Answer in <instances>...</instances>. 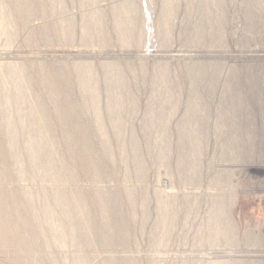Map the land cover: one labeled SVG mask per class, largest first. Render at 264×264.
I'll use <instances>...</instances> for the list:
<instances>
[{
  "label": "rangeland",
  "instance_id": "obj_1",
  "mask_svg": "<svg viewBox=\"0 0 264 264\" xmlns=\"http://www.w3.org/2000/svg\"><path fill=\"white\" fill-rule=\"evenodd\" d=\"M114 1L117 0H98L97 3L91 0H61L60 3L56 0L54 9L49 6L50 3L48 1H46V8L38 7V3L35 1L31 10L18 16V35L13 36V24L7 25L6 29L4 28L0 34V40L3 37V41H1L4 42L0 41V62L27 65L29 66L28 69H30L29 72L33 73V75H36L37 69L41 65H44L46 69L59 67L60 74L54 80L61 82L68 91L72 92L70 95H72L75 102L80 100L77 103L80 110V120L84 125L87 124V128H92H89L91 131L93 130L92 142H96L98 149L100 148V142H102L100 138L102 137L95 130L96 123L93 106L91 103L87 106L89 103L85 104L82 94H80L81 97L79 95L80 89L78 90L77 87H74L76 79L79 76H86L87 72H76L73 67L76 64H80V62L92 64L95 79L93 78L90 81L99 84L103 104L107 102L105 100H108V84L111 80L115 82L125 80L127 85L122 90V94L136 102L134 111L126 103L120 109L122 121L119 128L112 121L113 124L110 122L111 115L108 109L104 107L102 112L106 120L105 130L109 140L114 145H112V149L115 151L113 152L112 150L115 153L114 156L119 158L123 150L131 149V145L135 140L140 143L138 152L144 159V163H147L146 174L142 176L145 181L140 175L139 181H137L138 174L134 166V155L133 153H128L127 157H129V160L127 161L130 162L126 164L118 163L116 164L118 166L115 165L116 167L111 166L114 170L107 163H104L107 169L112 170L109 171L110 174L107 177L101 180L104 183L100 181L99 183L93 182V179L82 172V174L78 175L79 178L81 176V180L77 177L73 183V181L69 180L68 182L66 179L63 184L78 186L86 192H90V189H94L95 186L105 187L106 185L105 188L109 189L108 191L113 194L119 191L120 198L116 204L117 206L125 204V198L123 199V197L126 188L135 186L134 189H140L139 192L135 189L138 193H136V196L139 197L138 200L147 198L149 205L147 204L145 208L147 210H145L143 206L140 208L143 205L142 203L137 204L135 213L140 218L135 224L132 223L133 225L129 226L128 233H130V238L126 245L104 247V250L103 247H90L92 251L89 248L85 249L81 256H87L94 264H100L104 259L111 256L116 258L128 257L127 259L131 260L130 264H198L199 261H201L199 264H206L210 260L218 261L219 259L245 262V264H264V0H211L208 9L212 12L217 22L203 21L204 25L201 29L204 30L199 33L196 39L194 37L197 34V27L206 15L200 3L201 0H173L175 7L170 16V33L168 36L165 34L167 25L164 23L163 18V5L166 0H134L132 8L134 22L131 28L135 36L129 46L124 45L120 37L117 36L118 33L115 27L116 16L111 9V4ZM11 5H5L4 1L0 0V7L4 6L7 14H9V8L14 6V4ZM99 7L103 10L98 11ZM97 13H102L101 26H99L100 32H97L96 28H91L90 33L94 39L92 38L89 42H85L83 40V24H85L86 19L98 16ZM221 17L224 21L220 25L218 22ZM70 19L74 23L72 35H60L61 37L57 35L52 42L46 40L43 32V23L49 22L48 25L51 28L57 29L61 27L62 20ZM139 34L143 36L139 37ZM41 39L42 41H40ZM43 40L46 44L42 43ZM162 62L164 63L163 65H167L169 68V76H171L165 79L154 78L158 67L162 66ZM104 63H117L124 70L120 76H112L111 80H109V75L102 66ZM215 64L220 67L217 71L216 85L212 88L208 86V78L205 79L201 75L195 78L191 76L196 66H209L208 69L212 72L211 66ZM235 73L238 75L239 87L244 94L249 95L246 96L244 106L239 111L232 112L226 105L227 102L223 100V95L228 94L225 91L226 80L229 77L232 78ZM7 75H2L0 81L5 79ZM193 78L195 80H192ZM61 79L64 81L62 82ZM250 85H252L251 89L249 88ZM38 86H34V95L45 97L43 100L47 105H51L48 95L44 96L47 90L41 85V88ZM167 86L171 87L170 91H175L174 94L178 92L174 95L176 97L172 98L175 101L171 102L166 99L168 95L166 94ZM74 90L76 97L75 95L73 97ZM197 93L199 95H196ZM34 95H27L26 99H32ZM190 101H196L198 106L206 107L205 112H201L203 116H199L196 122L192 124L199 129L194 136L196 139H190V144L196 141L202 143V148L196 152L200 162L197 175L192 174L191 171L189 174L187 165H179L182 152L181 149H178L180 148L178 143L183 131H186L185 129L182 130L181 125L186 117L188 118L190 115V108L188 107ZM174 104L177 105V109L173 111ZM16 106L14 108L15 111H12V113L15 112L14 114L21 112L19 104ZM2 109L1 107L2 113H5ZM16 110H18L17 113ZM28 112L29 109H26L25 113L28 114ZM51 112L52 120L55 123V125L53 123V130L56 126L53 133H55L54 136L57 135L53 141L58 144V141L60 142L59 138H61L65 130L62 127H65V125L62 124L61 127V124H59L61 122L58 121L57 113L54 109H51ZM107 113H109L110 117ZM152 113L155 114V123L147 126L145 122ZM220 116L227 117L230 121L237 117L236 125L233 126L230 121H227L225 129L219 131L215 122ZM165 117L169 118L167 125L161 123ZM118 130L119 133H117ZM192 130V127H190V132ZM3 133L4 131L0 130V137ZM29 133L27 127L21 129V145L25 142ZM132 133L136 135L134 141L131 137ZM166 134L168 139L164 140ZM235 135L240 136V141L243 144V155L241 159H238L239 161L225 156L226 152H224L233 141ZM160 140L163 142L161 143ZM120 145H122V148ZM157 145H160L158 146L159 150ZM60 146L58 145V149L62 148L64 150ZM162 148H164L163 151L165 152L169 150L168 153L170 155V160L168 158L165 161L166 163L163 162V164L155 156ZM55 149L56 151L58 150L57 146ZM62 149L59 152H62ZM118 152L121 153L119 154ZM158 164L161 165L159 166ZM222 170L223 173L226 170L224 174H222ZM229 170L233 171L232 175L234 177L231 176V180H226L227 183H225L226 178H224V175ZM116 171L118 174L115 173ZM126 173L132 175V177L131 175L129 176L130 180L128 177V180L126 179ZM221 176H223V180H221ZM159 177L163 178L159 179ZM29 180L30 178L25 179L24 182L23 180L21 182L13 180L8 181V183L10 187L12 185L11 189L15 188L14 190L16 191L22 185L27 184L26 186L32 188L36 185L33 188V193L35 194V205H38L40 209L44 204L45 197L38 192V188L45 187L48 190L49 187L50 189L52 188L53 183L44 175H39L36 179ZM123 180L124 182H122ZM237 180L242 183H238ZM31 181L35 183H31ZM113 181L115 182L113 183ZM110 182L113 185L109 184ZM17 184L19 185L18 188ZM218 184L220 186L223 185L220 188ZM239 184L240 186L237 187ZM155 186L166 192L169 191V194L163 196L162 199L167 202L170 208L177 211V219L174 224H171L172 227L170 225L165 227L161 221L162 215L157 208V200L155 199L157 197L154 194L155 189H157ZM113 188L114 190H112ZM49 190L47 192L50 193L51 191ZM237 196L238 198H236ZM232 197L236 202L228 215L232 218L235 217L233 220L236 222L237 227V242L233 245L222 240L216 247L214 244L211 245L209 240V235L212 232L209 218L213 213L212 209H214L215 199H231ZM7 201L6 206H11L14 202L12 199ZM0 211L2 210L0 209ZM5 219L8 226L17 224L14 223L15 218L12 215H10L9 221L7 218ZM252 231L254 233H251ZM255 234L259 236L253 238ZM55 245H51L48 248L51 252L49 253L48 251L45 257H53L56 254L60 259V264H72L75 255L77 256L75 247L71 243L68 246ZM121 248L125 249L122 250ZM33 254V256H37L36 252ZM49 254L51 255L49 256ZM28 255L21 253L17 247H14L10 252L5 250L1 253L0 260L2 259V261L0 264H14L16 263L15 259H21L22 263L20 264H27L33 257L32 254L30 257ZM96 257H98L97 260Z\"/></svg>",
  "mask_w": 264,
  "mask_h": 264
},
{
  "label": "bare ground",
  "instance_id": "obj_2",
  "mask_svg": "<svg viewBox=\"0 0 264 264\" xmlns=\"http://www.w3.org/2000/svg\"><path fill=\"white\" fill-rule=\"evenodd\" d=\"M3 1L5 5L14 4V6L11 5L12 7L9 8V14L5 12L4 6L0 7V34L3 32L4 28L7 25L13 24L14 25V29H13L14 37L16 34L18 35L19 33V32L17 33V31H19L18 26H17L18 24L17 18H19L18 16L21 15L23 12H27L31 10L33 7V3L35 1H37L38 7H44V8H46L47 6L46 1H48L50 3L49 6L52 9L55 8L54 5L56 3V0H3ZM91 1L95 3L98 2V0H91ZM210 1L211 0H201L200 1L201 5L204 8V12H206V15H205L204 20H202V22L197 27V34L194 37L195 39L199 36V33H202V31L204 30V29L203 30L201 29V27L204 25L203 21L212 22V23L217 22L212 12H210L208 9V5H210L209 4ZM58 2L61 3V0H58ZM133 4H134V0H117L111 4V9L113 10V13H115V16H116L115 27L118 33L117 36L120 37L124 45H128V46L132 44L134 36H135L131 28V25L134 22L133 20L134 17L132 14ZM101 7H99L98 11L103 10ZM174 7H175V2L173 0H166L163 5V12H164L163 18H164V23L167 25L165 34L167 36L170 33V29H169V24L171 23L170 16H171V12L174 9ZM101 14H98V16H95L91 19L85 20V24H83L84 25L83 40L85 42H89L92 38L94 39L93 35L90 33L91 28H96L97 32H100L99 26H101V16H102ZM221 19L218 22L220 25L224 21L222 17ZM62 21L63 22L61 23V27L57 29L51 28L50 25H48L49 22L43 23V32L48 42H52L54 37L57 35L60 36V35H72L73 34V26H74L73 21L71 19L62 20ZM101 32H103V30H101ZM142 36H143L142 34L141 35L139 34V37H142ZM44 40L42 43H44ZM5 41H6V38H5ZM40 41H42V39ZM9 44L8 46L10 47ZM163 64L164 63L162 62V66L160 65V67H158L157 73L154 75V78L158 77V78L165 79L171 76V75L169 76V71H168L169 68L167 67V65H163ZM102 66L106 70L105 72L109 75V80H111L112 76H120V74L124 70L123 67L117 63H107V64L104 63V65ZM211 67H212V70H211L212 72L209 71L210 70L208 69L209 66H206V65L198 66V67L196 66L193 69L191 76L195 78L196 76L198 77V75H201L205 79L208 78L209 79L208 86L212 88L214 85H216V79L218 77L217 71L220 66L218 64H215ZM28 68L29 66L24 65V64L23 65L13 64V63L11 64L10 62L6 64V63L0 62V77L2 75L8 74L5 79L0 81V109L2 107L3 108L2 110L5 112V113H2V111L0 110V130L4 131V133L0 137V209L2 210L0 211V255L5 250L10 252L11 249H13L14 247L15 248L17 247L21 253L29 254L28 255L29 257L31 254L33 256L34 255L33 253L36 252L37 256H33V257L31 256L32 259H30L28 261L29 263L27 264H60L61 263L60 259L56 254L53 257L50 256L51 254H49L50 256L49 258L45 257L46 253L49 251L48 248H50L51 245H55V244H62L63 246H68L71 243L75 247V251L77 252V256L75 255V258L73 259L74 262L72 264H94V262L90 260L87 256H85L86 258L82 257L81 253L83 251L85 252V249L89 248L90 250L91 249L90 247H94V248L103 247V250H104V247H109V246L114 247L116 245L122 246L124 244L126 245V242L130 238V233H128L129 226L132 223L135 224V222L138 221V218H140L138 217L137 213H135L137 204L142 203L143 205L140 204L141 205L140 208H142L143 206V208L145 209L149 202L147 201V198L141 199L142 202H140L141 201L140 199H139L140 201L138 200L139 197L136 196V193L137 191L139 192L140 189L137 190L135 188L137 190L136 191L134 189L135 186L131 188L130 186L126 185L130 188H126V192L124 193L123 199L125 198L124 199L125 204H122V206L121 204L117 206L116 204L120 198V193L119 191L116 192L117 191L116 188H115L116 194L109 192L108 191L109 189L105 188L106 187L105 184H107L108 181L105 182L104 184L105 187L95 186L94 189H90L91 188L90 186L89 188L90 192L88 191L89 193L86 192L84 189L79 188L78 186L77 187L68 186L69 184H65L67 185L65 186L63 183L66 179L68 180V182L70 180V181H73L74 183V180H76L78 175L82 174V172H84L91 179H93V182L94 181L98 183L99 181L102 182L101 180H103L105 177H107L110 174L109 171L111 169L114 170V168H111V166H115L118 163L126 164L130 162V161H127L129 160V157H127L128 153H133L134 155V166L136 168V173L138 174L137 181H139L138 180L139 175L142 177L144 174H146L145 170H146L147 163L146 164L144 163L145 162L143 161L144 159H142L141 154L138 152L139 150L138 145L140 143H138L137 140L134 141V139H136L135 138L136 135L134 133L131 134V137L133 138L134 142L131 145V149H129L130 151L129 150L122 151L121 150L122 145H120L121 148H119V146L118 148L122 151V154L120 155L119 158L117 156H114L115 153L113 152L115 151L114 149H112L113 143L109 140L108 134L105 130L106 120L104 119V115L102 112L104 107L108 109L111 115L110 117L108 115L109 113H107V115L111 119L110 122L112 121L114 125L117 128H119L121 121H122L120 109L126 103V104H129L131 108L133 109L132 111H134L136 102L133 99L125 97L122 94L123 93L122 90L125 89L127 85L125 83V80L121 82L120 81L115 82L111 80V82H109L108 84L109 97H108V100H105L107 102L103 104L101 100L99 84L97 82L93 83L90 81L93 78L95 79V72L92 69V64L80 62V64H76L75 67H73L76 72H79V73L87 72L86 76H79L76 79L74 87H77L78 90L80 89L79 95L82 94L83 102L85 104L89 103L87 104V106L90 105V103L93 106V109H94L93 112L95 115L94 120L96 123V127L95 126L94 127L96 128L95 130H97L98 133H100L101 137L103 138V139L100 138L102 142L99 141L101 144H100V148L98 149L97 148L98 145L96 144V142H92V136H93L92 131L93 130L92 131L90 130L92 128L90 127H89L90 129L87 128L86 127L87 124L84 125V123H82L80 120V110H79V106L77 105V103L80 100L78 102H75V100H73L72 98V95H70L72 94V92L68 91L61 82L54 80V78L60 74V71L58 69L59 67L57 68L49 67L48 69H46L44 65L43 66L41 65L37 69L36 75H33V73L29 72L30 69ZM64 71H61V72H64ZM237 76H238L237 73H235L232 78L229 77L226 80L225 82L226 90L225 91L228 94L223 95L224 96L223 100L227 102L226 105L229 107L230 111L232 112L239 111L242 108V106H244L243 104L246 103L245 102L246 96L249 95V94H244L243 90L239 87ZM194 78L192 80H195ZM17 80L19 81L17 82ZM37 85H39L38 87H40L41 85L44 89L47 90L44 96L48 95L49 97L48 99L51 100L50 101L51 105H47V103L43 100L45 99V97L43 98L40 95H37V96L34 95V92H33V90L35 91L34 86H37ZM249 88L251 89L252 85H250ZM170 90H171V87L167 86L166 94L168 95L166 96V99L172 102V101H175V99L172 100V98L178 92L174 94L175 91L172 92ZM74 92L75 90L73 91V97L75 95ZM27 95H34L35 97L33 96L34 98L32 97V99L31 98L26 99V97H28ZM196 95H199V94L197 93ZM17 104H19V108L21 112H18V114H14L15 112L12 113V111L14 110L15 107H17L16 106ZM23 105H26V106H23ZM173 106H174L173 108V111H174L177 109V105L174 104ZM188 107L190 108V111H189L190 115L188 116V118L186 117V119L184 120V123L181 125L182 130L185 129L186 131H183L182 135L180 136V141L178 143L180 147L178 149L179 150L181 149V152H182L180 155V159H179V165L180 166L187 165L189 174L191 171L192 174L195 175L200 166L199 157L196 156V152L200 151V149L202 148V143L196 141L190 144V139L191 140L196 139L194 138V136L199 131V129L196 128L192 124L196 122V119L199 116H203L201 112L206 110V107L198 106L196 101L195 102L190 101ZM26 109H29L28 114L25 113ZM51 109H54L56 111L58 121L61 122L59 123L61 124V127H62V124L65 125V127H62V128H65V130L64 131L62 130L64 133L61 136V138H59L60 142L57 139L58 144L53 141L54 137L56 138L57 135L54 136L55 133H53L56 126L53 130V126L55 125V123L51 117V114H52ZM17 111L18 110H16V113ZM168 121H169V118L165 117L161 123L163 125H167ZM227 121H230V119L227 117H221V116L219 117V119L216 120L215 125L219 131H223L225 129L228 123ZM236 121H237V117H235L234 120L230 121L232 123L231 125L235 126ZM145 123H147V126L149 124L153 125L155 123V114L153 113L150 114ZM26 127L27 129H29L30 133L27 136L25 142L21 145V142H20L21 141V136H20L21 129L26 128ZM190 127H192L193 129L191 132H190ZM117 133H119V130L117 131ZM43 139H45V141H43ZM165 139H168L167 134L164 140ZM162 142L163 141H161V143ZM94 143L96 144V146ZM58 145H61L64 148V150L62 148L58 149ZM56 146H57L58 152L55 149ZM158 146L160 145H157V149L159 150ZM190 147H191V150H190ZM242 147H243V144L240 141V136L235 135V137L233 138V141L229 144V146L224 151L226 152L225 156L235 161L238 159H241L243 155ZM60 149H62L63 151L61 150L62 152H59ZM169 149L171 150V148ZM161 150L157 152V155L155 156L158 157L161 164H163V162L167 161L170 155L168 153L169 150L167 152L163 151L164 148H162ZM104 163H107L111 169L110 170L107 169L104 166ZM225 171L226 170H224V173ZM232 172L229 170L226 173V175H224L225 176L224 178H226L224 181L225 183H227L226 180L228 181L231 180L230 177L233 176ZM115 173H117V171ZM166 173L168 174V172ZM224 173L222 170V174ZM39 175H44L48 177V179L53 183L52 188L50 189L49 187L50 190L48 189L49 191H51L50 193L47 192L48 190L45 187L38 188V192L40 194H43L45 197L44 204L40 209L38 205H35V194L33 193V188L36 185L32 188L30 186H26L27 184L26 185L21 184L22 186H20L19 190L16 191L14 190L15 188L13 189L15 191L14 192L11 189L12 185L10 187V184L8 183V181H13V180L15 181L18 180L20 182L23 180L24 182L25 179H28V178H30V180L36 179ZM130 175L131 174L126 173L125 175L126 179L128 177V179L130 180L129 178ZM221 177H222L221 180H223V176ZM161 178L159 177V179ZM86 179H89V178H86ZM190 181L192 182L191 179ZM114 182L115 181H113V183ZM122 182H124V180ZM221 182L224 183L223 181ZM239 182L240 181H238V183ZM31 183L33 182L31 181ZM98 183H95V184H98ZM111 183L112 182H110L109 184ZM19 185L17 186V188L19 187ZM79 185L81 184L79 183ZM233 185L235 186V184ZM162 186H163V183H162ZM218 186L220 185L218 184ZM227 186L229 185L227 184ZM239 186L240 184L237 187ZM156 188H157L155 189L156 193L154 192V194H156L155 196L157 197L155 198L157 200V208L161 212V215H162L161 221L163 222V225L165 227L166 226L168 227L169 225L172 227L171 224H174V221L177 219V211L173 208H170L167 202L162 199L163 196H166L167 194H169V191L167 190L168 192H166L165 190L161 188H158V187ZM112 190H114V188ZM234 194L237 195L236 193ZM221 196H224V195H221ZM233 197L231 199H228V198L223 199L224 197L215 199V204L213 206L214 209H212L213 213L211 214V217L209 218L210 227L212 229V232L209 235V240L211 242V245L214 244L216 247H217V244H219L222 240L223 241L225 240V242L227 241L233 245L236 244L237 242V238H236V231H237L236 228L237 227L235 224L236 222H234L233 220L235 217L233 216L234 218H232L231 216L228 215L229 211H231L230 209L232 208L233 205H235V202H236V200L233 199ZM236 198H238V196ZM8 199H12L14 201L13 202L14 205L12 203L11 206H6V201ZM10 215H12L15 218L14 223H17L14 226H8L7 221L5 219L7 218V220L9 221ZM251 233H254V232L252 231ZM166 234H167V231H166ZM255 236L258 237L259 235L255 234L253 238H255ZM134 239L136 240V238ZM121 249L124 250L123 248ZM50 252L51 251H49V253ZM83 255H85V253H83ZM97 258L98 257H96V260ZM127 258L126 257L116 258L114 256H111L104 260L102 259L103 262L100 264H130L129 262H131V260ZM1 261L2 259L0 260V262ZM14 261H16L17 264L22 263L21 259H15ZM99 261L101 260L99 259ZM200 262L201 261H199V263ZM206 264H245V262L219 259L218 261L210 260Z\"/></svg>",
  "mask_w": 264,
  "mask_h": 264
}]
</instances>
